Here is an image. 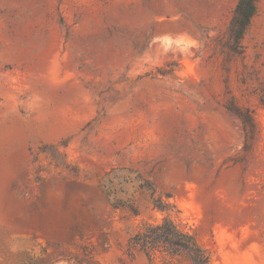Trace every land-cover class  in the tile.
Here are the masks:
<instances>
[{
	"label": "rangeland",
	"instance_id": "374dc122",
	"mask_svg": "<svg viewBox=\"0 0 264 264\" xmlns=\"http://www.w3.org/2000/svg\"><path fill=\"white\" fill-rule=\"evenodd\" d=\"M238 1L0 0V264H191L129 250L166 219L264 264V0L234 54Z\"/></svg>",
	"mask_w": 264,
	"mask_h": 264
},
{
	"label": "trees",
	"instance_id": "16d2710c",
	"mask_svg": "<svg viewBox=\"0 0 264 264\" xmlns=\"http://www.w3.org/2000/svg\"><path fill=\"white\" fill-rule=\"evenodd\" d=\"M257 12V0L238 1L227 32L230 53H241L242 40ZM227 109L241 120L247 136L255 135L256 123L249 111L235 105H229ZM156 206L160 209L165 208L163 203ZM132 249L145 252L150 260L153 259L156 251L164 249L172 256H177L179 252H186L191 264H209L211 261L210 253L203 248L197 237L182 231L170 219L164 220L161 224H147L143 231L136 233L130 239L129 250Z\"/></svg>",
	"mask_w": 264,
	"mask_h": 264
}]
</instances>
